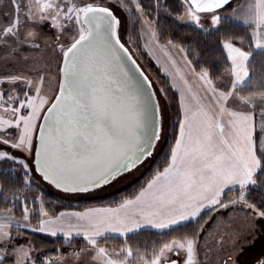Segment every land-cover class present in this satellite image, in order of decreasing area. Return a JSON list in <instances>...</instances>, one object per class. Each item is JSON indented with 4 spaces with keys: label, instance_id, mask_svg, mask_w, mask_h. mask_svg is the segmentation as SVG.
Returning <instances> with one entry per match:
<instances>
[{
    "label": "snow or ice",
    "instance_id": "6c2138e0",
    "mask_svg": "<svg viewBox=\"0 0 264 264\" xmlns=\"http://www.w3.org/2000/svg\"><path fill=\"white\" fill-rule=\"evenodd\" d=\"M183 23L202 39H177ZM145 37L168 88L129 46ZM257 58L264 67V0H0V264H264ZM153 165L102 206L47 202L48 187L103 200ZM225 212L235 222L220 232ZM150 230L157 239L130 242Z\"/></svg>",
    "mask_w": 264,
    "mask_h": 264
},
{
    "label": "trees",
    "instance_id": "16d2710c",
    "mask_svg": "<svg viewBox=\"0 0 264 264\" xmlns=\"http://www.w3.org/2000/svg\"><path fill=\"white\" fill-rule=\"evenodd\" d=\"M234 1H237V0H234ZM227 27L230 28L231 30H233L234 32H236L237 34H241V35L246 34V27L245 26H242V25H239V24H236L233 22V23L227 25ZM192 29H193V26L181 24L178 27V29L175 32H173L172 34L177 39L184 40V41L191 40V41L195 42V41L202 39ZM136 31L138 32V29ZM131 45H132V47H131L132 49H138L136 52V56L138 58V63H140V65H141L142 69L145 71V73L148 74L151 79L158 82V84H157L158 87L164 86L165 88H168L169 87L168 79L163 75L161 70L147 56L146 51L144 50L143 41L141 39H139L136 43H133ZM251 71H253L257 74L264 71V67L261 66L258 58L256 60L255 68H253ZM169 95L172 97H175L176 94L173 90H169ZM174 107H175V101L173 102V108ZM162 155H163V153H161V156ZM154 167H155V165H153L152 168H149V170L144 174V176L139 181H137L135 184L131 185L130 187H128L122 191H119L115 194H112L111 196L104 197L103 200L91 199V200H81L79 202H65V201H61L58 198H56L55 196H53L49 192V190L46 188L45 192H46L47 201H50V203L52 202L51 210H55L57 212H59V211H79V210H82V208L85 206H92V205L102 206L104 204L109 203L110 201L119 200L121 198V196L131 195L134 190H137L139 188V186H141L146 181V179L149 178ZM0 208H3L2 201H0ZM16 211L18 212L19 209H16ZM209 223H211V221H209ZM157 238L158 237L156 235V232L147 231V232H144L143 234L137 236L135 240L130 241V242H132V243H136V242L143 243L145 241L155 240ZM34 242L37 245H40V244L45 245L46 246L45 250L49 251V252H54L57 248L60 247L57 238L49 237V236H46L45 234H35ZM113 242L116 243L115 246H119V244H120V240H118V239L113 241ZM79 243L80 242L78 241V244ZM60 250L61 251H69V249H66V248H61Z\"/></svg>",
    "mask_w": 264,
    "mask_h": 264
},
{
    "label": "rangeland",
    "instance_id": "374dc122",
    "mask_svg": "<svg viewBox=\"0 0 264 264\" xmlns=\"http://www.w3.org/2000/svg\"><path fill=\"white\" fill-rule=\"evenodd\" d=\"M235 2V1H234ZM184 25H189V26H192L190 23H183ZM137 30V29H136ZM138 32H139V29H138ZM142 41H143V46H144V43L146 42V37L145 38H142L141 39ZM130 46V48L132 47V45H129ZM132 49V48H131ZM146 51V50H145ZM146 54H147V56L149 57V59L151 60V58H150V56H149V54L147 53V51H146ZM152 61V60H151ZM153 62V61H152ZM158 87V86H157ZM149 170V169H148ZM148 170H146L145 172H143L140 176H138V178L135 180V182L134 183H131V184H124V185H121L120 186V188H119V190H117V191H115V192H113L112 194H115V193H117V192H119V191H122V190H124V189H126V188H128V187H130L131 185H133V184H135L137 181H139L143 176H144V174L148 171ZM48 190H49V192L53 195V196H55L56 198H58L59 200H61V201H65V202H79V201H81L82 199H68V198H64V197H62L57 191H55L53 188H51V187H48L47 188ZM111 194V195H112ZM111 195H108V196H111ZM105 197H107V196H105ZM48 202V204L49 205H51L52 206V202L50 203V201H47ZM218 215H220L219 213H217ZM234 219H230L229 218V215H228V213L227 212H225L224 213V215H223V217H222V221H221V224H220V226H219V231L220 232H223V231H225V230H227V226L228 225H230V224H234ZM211 224V223H210ZM150 231H153V230H150ZM153 232H155V231H153ZM119 240V239H118ZM115 242H113V240H109L108 241V244L106 245V246H109V247H113V246H115ZM259 252V249H257L254 253H252V255H256L257 253Z\"/></svg>",
    "mask_w": 264,
    "mask_h": 264
},
{
    "label": "crops",
    "instance_id": "0c3cea01",
    "mask_svg": "<svg viewBox=\"0 0 264 264\" xmlns=\"http://www.w3.org/2000/svg\"><path fill=\"white\" fill-rule=\"evenodd\" d=\"M248 2H249V0H237V1L233 2V6L234 7H237V9L239 11L240 10V6H242V5H244V4L248 3ZM230 14H231V12H229V15ZM234 23L244 26L242 24V22H240V21H235ZM154 55L156 57L155 59L153 58L152 55H149L150 58H151V60L161 70V72L163 73V75L168 79V77L166 76V73L164 71V66L167 63L166 57L164 56V54L162 52H158V51L155 52ZM157 59L159 60V63H157ZM215 215H218V214H215ZM153 231H155V230H153Z\"/></svg>",
    "mask_w": 264,
    "mask_h": 264
},
{
    "label": "water",
    "instance_id": "95a60500",
    "mask_svg": "<svg viewBox=\"0 0 264 264\" xmlns=\"http://www.w3.org/2000/svg\"><path fill=\"white\" fill-rule=\"evenodd\" d=\"M234 0H232V2H233ZM144 71V70H143ZM145 72V71H144ZM54 189V188H53ZM55 190V189H54ZM57 191V190H56Z\"/></svg>",
    "mask_w": 264,
    "mask_h": 264
}]
</instances>
